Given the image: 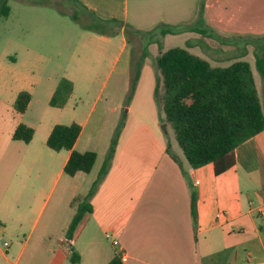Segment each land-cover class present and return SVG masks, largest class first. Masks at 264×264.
<instances>
[{
  "label": "rangeland",
  "instance_id": "1",
  "mask_svg": "<svg viewBox=\"0 0 264 264\" xmlns=\"http://www.w3.org/2000/svg\"><path fill=\"white\" fill-rule=\"evenodd\" d=\"M118 3L121 14L114 22L99 19V14H86L85 8L74 0H8L9 15L0 18V88L4 81L11 82L35 96L33 108L24 118L35 129L28 161L46 158L45 154L35 155L33 150L50 152L47 133L35 115L44 108L51 123L86 121L81 151L93 149L98 153L90 173H79L78 179L63 173L57 184L53 178L63 167L60 158L49 168L27 163L15 170L17 163H12L7 168L10 179L5 185L15 183L7 198L0 173V228L6 227L0 231V243L3 247L5 241L12 245L11 257L15 261L21 243L30 239L20 264H26L25 258L38 236L53 233V243L63 237L67 221L96 180L119 128L111 166L125 160H157L164 149L172 158L176 154L183 156L173 128L167 125L163 81L156 65L161 53L183 47L205 57L213 66L222 67L238 60L248 61L264 104V84L256 58L258 38L210 39L219 54H224L214 57L215 52L207 51L205 43L193 42L202 33V25H194L195 30L162 35V23L138 24L146 27L141 28L133 22L132 0ZM89 19L101 32L84 28L83 23ZM111 31L116 34L108 35ZM204 34L215 35L209 30ZM259 43L264 44V38ZM244 49L248 53L244 54ZM62 77L71 79L75 89L65 108L60 109L49 105L48 92ZM88 135L92 138L88 139ZM19 192L20 196L12 195Z\"/></svg>",
  "mask_w": 264,
  "mask_h": 264
},
{
  "label": "crops",
  "instance_id": "2",
  "mask_svg": "<svg viewBox=\"0 0 264 264\" xmlns=\"http://www.w3.org/2000/svg\"><path fill=\"white\" fill-rule=\"evenodd\" d=\"M80 2L102 18H117L121 14L118 0ZM200 5L201 0H132L131 16L141 28L146 27L138 24L197 25L201 22L204 30L215 35L198 33L199 37L193 42L205 43L207 51L215 52L214 57H224V54L220 55L218 48H214L213 38L264 37V0H204L201 18ZM246 53L248 49H244ZM56 87L48 92L49 105ZM23 90L27 89L6 81L0 88V173L3 188L7 190L6 198L15 183L10 181L5 185L10 179L7 168L12 163H17L15 170L27 163L49 168L60 158L63 167L53 178L57 184L71 154L70 150L54 152L47 145L57 123L48 121L49 112L44 108L35 115L47 133L45 140L50 152L33 150L35 155L45 154L46 158L28 161L34 137L29 143L13 139L19 124L32 127L24 118L33 108L34 93L28 90L32 98L25 112L15 108L16 98ZM262 106L264 111V104ZM78 123L82 131L74 148L81 151L87 123ZM167 125L172 128L169 122ZM182 155L172 158L164 149L157 160L142 163L125 160L121 165L110 166L90 199L93 211L74 243L80 255L77 264H108L115 256H119L123 264H264V130L234 150L235 164L221 174H216L212 162L194 168L185 154ZM79 173L84 172L69 176L78 179ZM12 195L17 197L21 193ZM76 212L77 209L58 242H52L53 233L38 236L25 258L26 264H74L63 242ZM4 229L6 227H1L0 231ZM21 244L14 261L12 245L5 241L3 247L0 243V264H20L30 239Z\"/></svg>",
  "mask_w": 264,
  "mask_h": 264
},
{
  "label": "trees",
  "instance_id": "3",
  "mask_svg": "<svg viewBox=\"0 0 264 264\" xmlns=\"http://www.w3.org/2000/svg\"><path fill=\"white\" fill-rule=\"evenodd\" d=\"M74 1L85 8L86 14L96 15L80 0ZM203 8L204 0H201L200 18ZM9 12L8 0H1L0 18L7 17ZM99 19L112 22L118 20L101 17ZM89 20L83 23L84 28L101 32L92 24V19ZM199 25L202 23L197 24ZM159 28L162 35L196 29L194 25L169 23H162ZM199 30L205 33L204 29ZM114 34L116 31L108 33ZM263 38H258L255 42L260 52H256L257 68L264 84V44L259 43ZM156 65L163 81L166 120L174 129L176 139L191 166L198 168L212 162L216 174L229 170L236 161L234 150L264 130V111L251 64L245 60H238L227 67L212 66L207 59L186 48L173 47L157 57ZM74 87L71 79L62 77L50 99V105L65 107ZM158 91L159 86L156 89V92ZM31 98L28 90L21 91L16 98L15 108L19 112H25ZM81 131L82 125L78 122L59 123L53 127L47 139V145L51 149L71 151L64 166V172L71 176L78 172L89 173L97 159V152L94 150L81 152L74 148ZM120 131L121 128L112 140L98 176L88 195L78 206L67 230L63 248L74 264L80 261L74 243L93 211L90 199L109 172ZM34 133L32 127L21 123L17 126L13 139L29 143ZM194 207L193 197L192 209ZM108 264L123 263L119 256H115Z\"/></svg>",
  "mask_w": 264,
  "mask_h": 264
}]
</instances>
